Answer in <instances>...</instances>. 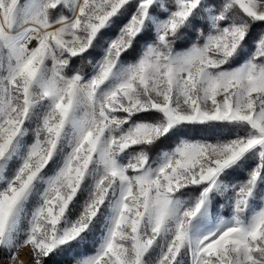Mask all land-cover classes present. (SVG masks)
Wrapping results in <instances>:
<instances>
[{"label":"snow or ice","instance_id":"6c2138e0","mask_svg":"<svg viewBox=\"0 0 264 264\" xmlns=\"http://www.w3.org/2000/svg\"><path fill=\"white\" fill-rule=\"evenodd\" d=\"M0 264H264V0H0Z\"/></svg>","mask_w":264,"mask_h":264},{"label":"rangeland","instance_id":"374dc122","mask_svg":"<svg viewBox=\"0 0 264 264\" xmlns=\"http://www.w3.org/2000/svg\"><path fill=\"white\" fill-rule=\"evenodd\" d=\"M30 135H31V134H30ZM30 135H29V139H30ZM21 251H22V256H21V258L27 260V257H26L25 255H23V252H24L25 250H21Z\"/></svg>","mask_w":264,"mask_h":264},{"label":"trees","instance_id":"16d2710c","mask_svg":"<svg viewBox=\"0 0 264 264\" xmlns=\"http://www.w3.org/2000/svg\"><path fill=\"white\" fill-rule=\"evenodd\" d=\"M85 71H90V69H87V68H86ZM245 175H246V174H245Z\"/></svg>","mask_w":264,"mask_h":264}]
</instances>
